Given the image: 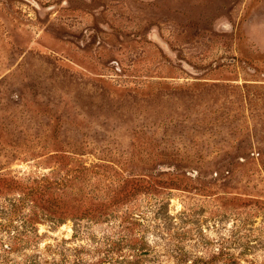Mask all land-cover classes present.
<instances>
[{"label":"rangeland","instance_id":"1","mask_svg":"<svg viewBox=\"0 0 264 264\" xmlns=\"http://www.w3.org/2000/svg\"><path fill=\"white\" fill-rule=\"evenodd\" d=\"M0 264H264V0H0Z\"/></svg>","mask_w":264,"mask_h":264},{"label":"bare ground","instance_id":"2","mask_svg":"<svg viewBox=\"0 0 264 264\" xmlns=\"http://www.w3.org/2000/svg\"><path fill=\"white\" fill-rule=\"evenodd\" d=\"M64 228V227H63ZM65 228H66V226H65Z\"/></svg>","mask_w":264,"mask_h":264}]
</instances>
